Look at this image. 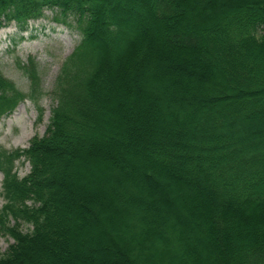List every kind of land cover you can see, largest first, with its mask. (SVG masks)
Masks as SVG:
<instances>
[{
    "label": "trees",
    "instance_id": "trees-1",
    "mask_svg": "<svg viewBox=\"0 0 264 264\" xmlns=\"http://www.w3.org/2000/svg\"><path fill=\"white\" fill-rule=\"evenodd\" d=\"M210 3L194 14L204 0H0V27L25 31L52 11L79 38L55 79L45 133L23 150L0 147V235L13 241L0 264H135L123 247H135L145 226L156 224L162 246L170 238L159 215L139 217V227L129 217L160 199L172 209L178 188H190L206 262L264 264V130L248 132L264 125V0ZM19 69L28 93L0 74V119L27 99L41 119L37 65ZM153 75L164 95L145 86ZM187 88L178 108L170 98ZM21 160L30 166L23 178ZM120 179L144 195L120 198ZM103 243L119 261L100 259ZM144 258L136 264L156 259Z\"/></svg>",
    "mask_w": 264,
    "mask_h": 264
},
{
    "label": "rangeland",
    "instance_id": "rangeland-1",
    "mask_svg": "<svg viewBox=\"0 0 264 264\" xmlns=\"http://www.w3.org/2000/svg\"><path fill=\"white\" fill-rule=\"evenodd\" d=\"M215 1L219 2L220 0ZM229 1L235 3L237 0H228V2ZM204 2V7L196 6L194 8V14H206L207 6L208 9H212L210 7V2H212V0H204ZM53 15L54 13L52 11L44 12V16L41 19L30 21L25 31H19L15 23L0 27V74L11 81L17 90L27 94L29 90V81L19 69V66L26 64L29 59H33L37 65L41 91L43 93L39 100V107L42 109L41 119L38 117L37 108L34 106L33 102L28 99L20 102L11 114L3 116L0 119V147L6 151L23 150L28 146L29 140L32 137H41L45 133L49 123L51 109L55 106V102L50 97L55 79L60 72L62 64L71 55L78 43L79 38L77 33L65 25L53 21ZM163 81V77L153 75L149 76L144 84L150 89L156 90V93L164 95L166 91L157 88V86L164 83ZM175 86L180 87L181 85ZM186 90L187 92L184 93L176 92V95L170 98L171 103L181 108L183 102L188 100V94L191 92L188 88ZM230 113H232V111ZM230 113L218 116L216 119H212V122L219 124L226 121ZM155 115L157 116V114H152L150 112V116H147L148 120L152 121ZM144 116H146V114L141 115L143 118ZM175 116H177V114ZM113 121L115 120L113 119ZM183 125L185 126L186 124L184 123ZM262 130H264V125H259L257 123L252 124L248 128L249 133ZM102 133L106 137H108L109 133H113L114 135V132L110 128H108L107 132L103 128ZM21 162L22 160L16 162L15 168L18 176L23 178L29 173L30 166L27 162L23 164H21ZM136 167H138V165H136ZM140 169V167L137 168V170ZM76 177L78 178V176ZM85 177H87V175ZM85 177L83 176L82 178ZM2 178L3 176L0 173V191ZM104 183L103 181H98L97 186L103 187L107 183V180L106 183ZM115 185H117L116 188L113 185L111 187H114L113 189L117 191V195H119L120 198L127 199V194L133 192L141 194V186L140 190L139 188L136 189L131 187L128 181L124 179L117 180ZM188 189L190 188H178L171 193V196H173L171 198L173 200L172 205L177 214L173 208L171 209L160 199L157 203H149L152 206L148 204L141 205L140 207L138 206L133 216L129 217L128 220L134 222L135 225L139 227L144 224L143 220L139 217L143 216V219H146L154 217V215H159L160 219L156 217L153 220L158 222L162 220L167 224L166 229H168V236L170 238L169 240L165 239L167 247L165 245L162 246V242L164 243V241L153 234L156 224L151 227L149 225L145 226V231L139 234L140 239L134 238L132 244H134L135 247H123L132 262L135 264L136 262H143L145 259L144 255L151 254L155 258L161 256L159 259L149 258L151 264L154 262V264H179L182 259L186 261V263L203 264L204 262L205 264H211V260L206 262L209 254L208 243L202 241V239L196 235V215H192V204L189 203L186 198V193L190 192ZM2 205L3 201L0 197V209ZM123 206L129 208L136 205L129 206L123 204ZM152 207L157 208L156 212L155 210L152 211ZM160 209H162L164 213L160 212ZM28 228V226L22 225V230L24 232ZM124 237L126 238V234H123V238ZM12 243L13 241L11 238L1 234L0 254H3ZM92 246L95 247L94 245ZM107 246H109L107 243L98 245L96 252L99 253L102 250L100 259H104L105 257L112 262L118 260L119 258L117 255L112 252L110 247L107 248ZM93 259H95L93 260V264H102L101 260L99 261L97 257H93ZM88 264H91V262H88Z\"/></svg>",
    "mask_w": 264,
    "mask_h": 264
}]
</instances>
